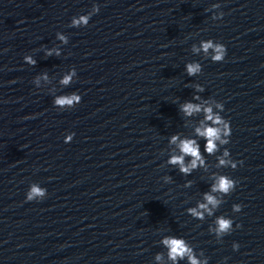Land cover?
<instances>
[{"label":"clouds","instance_id":"9594fccd","mask_svg":"<svg viewBox=\"0 0 264 264\" xmlns=\"http://www.w3.org/2000/svg\"><path fill=\"white\" fill-rule=\"evenodd\" d=\"M221 6L219 3H214L211 5L210 9L206 11H210L212 9H219ZM99 12V6L93 5L91 11H89L85 15H80L78 17H73L70 22V27H86L89 23V20L92 15ZM223 12L215 13L212 16L213 20L221 19L223 17ZM58 39L63 43H68V38L64 35H61L59 32L56 34ZM53 51L50 50L46 53V55L51 56ZM191 51L195 54H199L201 51L206 55V57L210 56L213 62H222L226 55L227 49L226 46L219 42H214L213 40H202L199 46L193 44ZM56 55L59 56L60 52L56 51ZM24 61L27 64L32 66L35 65L36 61L31 56H25ZM186 73L189 77L196 76L201 73L202 66L198 62H189L185 65ZM76 74V70L73 69L72 72L68 75H65L61 80V83L64 85H68L72 76ZM47 79V76H44ZM36 82V81H34ZM197 91H203L204 89L200 85L195 86ZM194 99H199V97H194ZM81 96L77 93H73L71 95H59L55 98L54 104L58 108H67V107H75L76 104L80 103ZM216 109H219V112H215L213 107L211 106H203L199 103L192 102H184L180 105L179 110L185 116H192L194 113H199L201 111L204 112V120L209 122L204 124L203 126L197 127L195 129L196 135L202 137L205 143V151L212 155L219 150V146L227 145L229 141V137L231 135V126L230 122L226 120L223 116H221V112L224 110V105L220 102L215 104ZM75 133H70L65 137V142H71ZM177 141L179 143L177 144ZM169 143L177 144L180 155H172L167 160V164L179 166V171L184 175H190L194 170L199 167H203L205 165V159L201 155L200 146L195 139H180L179 136L173 135L171 136ZM230 152L226 148L223 152V157L219 159V164L224 167L230 166L235 169L237 167V162H234L231 159H225V157H229ZM185 157H191V160L186 164ZM242 163V162H240ZM165 183L171 182L170 176L162 177ZM236 181L230 178L227 175H219L215 182L211 185V192H206L204 194V203L198 204L197 207L189 208L188 214L192 217L202 220L204 219V214L207 213L209 216H212L213 209H217L221 204V200L218 199L212 193H221L223 196L229 195L236 187ZM191 181H188L185 184V187H190ZM47 195V190L36 183H32L26 193L27 201L34 200H42ZM242 209V205L234 204L232 207L233 212H240ZM236 227H240V225H236ZM233 230V220L231 218H227L223 215L218 216L215 220V228L211 231L215 234L217 239L219 240L226 234H229ZM162 244L168 250V258L173 262V264H179L180 261L187 259V264H208V259L205 258L201 261L195 251L184 238L176 237V236H165L162 239ZM239 244L233 243V249L238 250ZM203 255V252H201ZM156 260L159 261L162 259L160 254L156 255Z\"/></svg>","mask_w":264,"mask_h":264}]
</instances>
